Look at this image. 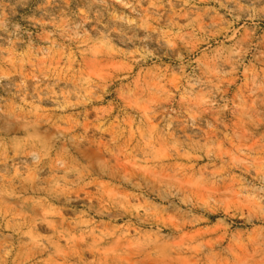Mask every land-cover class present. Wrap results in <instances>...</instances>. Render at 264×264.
Here are the masks:
<instances>
[{
    "label": "rangeland",
    "instance_id": "rangeland-1",
    "mask_svg": "<svg viewBox=\"0 0 264 264\" xmlns=\"http://www.w3.org/2000/svg\"><path fill=\"white\" fill-rule=\"evenodd\" d=\"M0 264H264V0H0Z\"/></svg>",
    "mask_w": 264,
    "mask_h": 264
}]
</instances>
